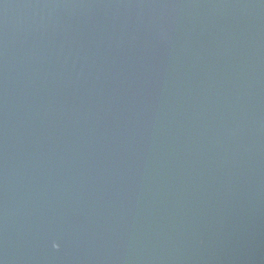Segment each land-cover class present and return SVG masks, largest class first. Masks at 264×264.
<instances>
[{
    "label": "water",
    "instance_id": "obj_1",
    "mask_svg": "<svg viewBox=\"0 0 264 264\" xmlns=\"http://www.w3.org/2000/svg\"><path fill=\"white\" fill-rule=\"evenodd\" d=\"M0 264H264V0H0Z\"/></svg>",
    "mask_w": 264,
    "mask_h": 264
}]
</instances>
